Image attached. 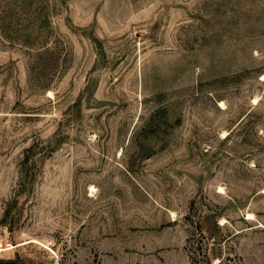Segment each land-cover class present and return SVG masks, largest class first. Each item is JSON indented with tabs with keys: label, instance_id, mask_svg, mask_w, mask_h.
<instances>
[{
	"label": "rangeland",
	"instance_id": "obj_1",
	"mask_svg": "<svg viewBox=\"0 0 264 264\" xmlns=\"http://www.w3.org/2000/svg\"><path fill=\"white\" fill-rule=\"evenodd\" d=\"M0 264H264V0H0Z\"/></svg>",
	"mask_w": 264,
	"mask_h": 264
},
{
	"label": "bare ground",
	"instance_id": "obj_2",
	"mask_svg": "<svg viewBox=\"0 0 264 264\" xmlns=\"http://www.w3.org/2000/svg\"><path fill=\"white\" fill-rule=\"evenodd\" d=\"M263 78V77H262ZM263 80V79H262Z\"/></svg>",
	"mask_w": 264,
	"mask_h": 264
}]
</instances>
